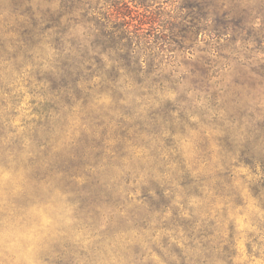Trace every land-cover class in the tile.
<instances>
[{
	"label": "rangeland",
	"instance_id": "rangeland-1",
	"mask_svg": "<svg viewBox=\"0 0 264 264\" xmlns=\"http://www.w3.org/2000/svg\"><path fill=\"white\" fill-rule=\"evenodd\" d=\"M74 1L87 14L104 11L111 2L134 10L138 1L162 12L159 24L139 25L136 31L152 38L155 30H170V46L166 49L168 45L156 39L146 43L140 55L146 72L139 77L162 79L153 89L161 87L171 102L179 98L180 112L174 116L182 117L176 137L181 138V156L189 171L184 181L204 179L207 185H180L175 181L184 173L170 164L164 173L168 181L142 190L131 181L133 174L112 169L108 174L113 186L96 191L99 199L93 204L81 186L38 184L25 170L31 155L9 152L0 159V250L10 213L24 217L19 242L27 247L32 242L28 229L37 219L43 222L41 206L51 202L75 223L49 231L20 264H102L109 250L110 264H264V211L251 190L264 181L263 157L253 147L264 143V0ZM167 20L172 29L165 28ZM83 25L76 26L80 39L86 37L87 23ZM101 58L108 74H136L114 68L116 56L108 47ZM42 61L37 56V71L26 62L4 76L0 91L8 90L1 94L8 105L2 110L9 113V128L14 130L8 137L22 134L28 122L37 119L41 85L36 75L43 72ZM76 125L77 120L68 137L78 134L73 133ZM110 135L119 136L113 129ZM157 135L165 139L169 134ZM232 154L231 160L225 158ZM252 156L261 162H251ZM150 161L145 158L141 164L148 168ZM90 206L102 210L92 215ZM229 238L233 245L225 258L222 247ZM217 246L219 258L213 260V255L211 261L205 254Z\"/></svg>",
	"mask_w": 264,
	"mask_h": 264
},
{
	"label": "trees",
	"instance_id": "trees-1",
	"mask_svg": "<svg viewBox=\"0 0 264 264\" xmlns=\"http://www.w3.org/2000/svg\"><path fill=\"white\" fill-rule=\"evenodd\" d=\"M56 1L0 0V90L8 72H18L26 62L37 71V56L43 60L39 63L43 72L38 78L36 75L41 85L37 119L28 122L27 130L20 135L8 137L14 130L9 128V113L2 110L8 102L1 95L8 90L0 91V159L9 152L15 156L25 152L31 155L25 170L37 177L38 184L81 186L82 194L93 204L99 199L96 191L113 186L108 174L112 169L133 174L132 182L142 190H152V186H162L160 181L169 170L166 165L175 164V171L184 173L175 182L206 186L204 179L184 181L189 171L181 156V138L176 137L182 117L180 113L174 116L180 112L179 98L171 102L161 87L153 89L162 79L139 77L146 72L140 58L142 47L148 48L146 43L153 39L168 45L166 49L170 46L166 40L170 30H155L152 38L136 31L139 25L159 24L162 12L150 11L148 4L138 1L134 10L125 11L111 2L104 11L87 14L74 0H59L61 3L55 6ZM85 23L86 37L80 39L76 26L84 27ZM170 24L165 21V28L172 29ZM105 42L107 46H103ZM105 47L116 56L114 68L132 69L136 74L119 77L106 73L101 58ZM75 120L73 133L78 134L68 137ZM112 129L119 136H108ZM162 131H168L165 139L157 135ZM253 147L258 148L263 162L253 156L251 162L264 165V143L261 146L255 142ZM145 158L151 159L148 168L142 165ZM181 178L183 181H179ZM251 190L264 211V181L251 186ZM90 207L87 211L92 215L102 210L100 206ZM225 242L222 253H231L232 238ZM218 251L217 246L205 255L209 259L214 255V260L219 258ZM202 261L208 262L204 258Z\"/></svg>",
	"mask_w": 264,
	"mask_h": 264
},
{
	"label": "clouds",
	"instance_id": "clouds-1",
	"mask_svg": "<svg viewBox=\"0 0 264 264\" xmlns=\"http://www.w3.org/2000/svg\"><path fill=\"white\" fill-rule=\"evenodd\" d=\"M12 192L14 193L15 189H12ZM41 215L44 217L43 222L37 219L32 223L28 229L29 239L32 242L24 247L19 242V227L23 226L21 221L24 220V217H13L10 213L3 233L2 250H0V256L3 259L0 260V264H20L22 258H30L29 254L32 252L35 243L47 236L49 231L66 228L75 223L66 213L55 208L51 202L41 206ZM107 257L102 261V264H110L111 250L108 251Z\"/></svg>",
	"mask_w": 264,
	"mask_h": 264
}]
</instances>
